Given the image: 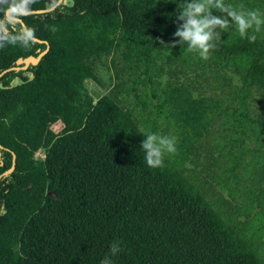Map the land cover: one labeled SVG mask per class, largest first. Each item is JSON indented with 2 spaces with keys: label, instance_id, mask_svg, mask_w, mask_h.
Wrapping results in <instances>:
<instances>
[{
  "label": "trees",
  "instance_id": "trees-1",
  "mask_svg": "<svg viewBox=\"0 0 264 264\" xmlns=\"http://www.w3.org/2000/svg\"><path fill=\"white\" fill-rule=\"evenodd\" d=\"M178 2L63 0L25 18L41 42L0 50L2 73L49 46L0 77V264H100L114 242V264H264V26L205 61L171 47ZM147 133L176 138L161 168Z\"/></svg>",
  "mask_w": 264,
  "mask_h": 264
},
{
  "label": "clouds",
  "instance_id": "clouds-1",
  "mask_svg": "<svg viewBox=\"0 0 264 264\" xmlns=\"http://www.w3.org/2000/svg\"><path fill=\"white\" fill-rule=\"evenodd\" d=\"M38 3L40 0H0V50L9 46L29 49L37 36L35 29L25 23V18L39 11L54 19L58 12L63 11V0H46L43 8H34ZM214 11L221 15H213ZM175 17L177 27L171 47L179 45L182 51L195 53L205 61L221 40V32L234 29L241 38L246 37L250 43H254L257 38L255 33L260 32L264 26V13L246 9L243 4L233 6L225 0H181L177 3ZM249 30H252L251 35ZM51 31L55 32L56 28L53 27ZM160 43L163 44V41ZM164 47L168 48V45ZM4 122L9 123L7 120ZM144 136L146 138L141 147L147 167H163L164 156L176 152V138L156 133ZM120 251V242H114L109 254L101 259L100 264H114L111 257Z\"/></svg>",
  "mask_w": 264,
  "mask_h": 264
},
{
  "label": "water",
  "instance_id": "water-1",
  "mask_svg": "<svg viewBox=\"0 0 264 264\" xmlns=\"http://www.w3.org/2000/svg\"><path fill=\"white\" fill-rule=\"evenodd\" d=\"M36 14H42V13L38 11ZM36 42H41V41L36 39ZM48 51H49V46L46 45L45 50L40 52L37 57L28 56L26 58H18L16 60V62H15V66L3 71L2 73H0V77L2 75H4L5 73H7V72H11V71H16V72L25 71V70L28 69L29 66H36L39 63V61L41 60V58L45 54H47ZM1 148L2 147L0 146V149ZM15 162H16L15 161V156L13 155L11 167L0 175V179L3 178V177H7V176H9L10 174H12L14 172V170H15ZM0 165H2L1 160H0Z\"/></svg>",
  "mask_w": 264,
  "mask_h": 264
},
{
  "label": "rangeland",
  "instance_id": "rangeland-1",
  "mask_svg": "<svg viewBox=\"0 0 264 264\" xmlns=\"http://www.w3.org/2000/svg\"><path fill=\"white\" fill-rule=\"evenodd\" d=\"M102 71H100V74H99V77L101 78V80L103 82H109V79H108V74L107 73H110L111 71H108L107 69H103L101 68ZM86 88L87 90L94 96V97H97V94H103L102 90L99 88V86L95 85L94 83H92L91 81H87L86 83ZM219 92V91H217ZM214 93V91H211V89L209 90V88L207 89L206 87V90L204 92V96H208L210 94ZM259 97L257 96L256 99H258ZM250 106L253 107L254 106V103H253V100H250ZM61 128V126L57 123L55 124V132H58L59 129ZM218 133H215L214 136H217ZM42 157V153L41 152H37L35 155H34V158L37 159L38 157ZM205 179H208V176L205 178ZM218 187L216 186V189Z\"/></svg>",
  "mask_w": 264,
  "mask_h": 264
},
{
  "label": "built area",
  "instance_id": "built-area-1",
  "mask_svg": "<svg viewBox=\"0 0 264 264\" xmlns=\"http://www.w3.org/2000/svg\"><path fill=\"white\" fill-rule=\"evenodd\" d=\"M54 128H55V124H53L52 126H51V130L52 131H54L55 132V130H54ZM60 130V129H59ZM37 152H41L42 153V157H38L36 160H44V158H45V153H44V151L43 150H39V151H37Z\"/></svg>",
  "mask_w": 264,
  "mask_h": 264
}]
</instances>
